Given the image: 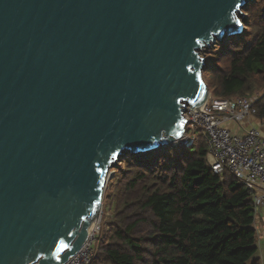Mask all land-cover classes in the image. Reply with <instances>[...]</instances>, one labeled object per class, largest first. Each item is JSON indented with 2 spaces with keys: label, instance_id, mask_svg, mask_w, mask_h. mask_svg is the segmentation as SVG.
I'll return each mask as SVG.
<instances>
[{
  "label": "water",
  "instance_id": "95a60500",
  "mask_svg": "<svg viewBox=\"0 0 264 264\" xmlns=\"http://www.w3.org/2000/svg\"><path fill=\"white\" fill-rule=\"evenodd\" d=\"M252 0H0V264H65L121 154L185 133L209 94L201 46Z\"/></svg>",
  "mask_w": 264,
  "mask_h": 264
},
{
  "label": "trees",
  "instance_id": "16d2710c",
  "mask_svg": "<svg viewBox=\"0 0 264 264\" xmlns=\"http://www.w3.org/2000/svg\"><path fill=\"white\" fill-rule=\"evenodd\" d=\"M244 32L205 53L203 78L215 98L264 87V0L244 8ZM257 120L264 122V98ZM188 148L126 154L113 164L106 215L91 264H259L250 193L215 174L198 130Z\"/></svg>",
  "mask_w": 264,
  "mask_h": 264
},
{
  "label": "built area",
  "instance_id": "2783aa9c",
  "mask_svg": "<svg viewBox=\"0 0 264 264\" xmlns=\"http://www.w3.org/2000/svg\"><path fill=\"white\" fill-rule=\"evenodd\" d=\"M263 98L264 87L236 98H215L209 93L201 107H184L185 133L169 147L193 146L195 140L188 134L187 127L189 124L192 128L198 127L204 135L206 158L212 171L221 179L225 171L232 174L250 193L255 212L264 206V135L256 128L237 134L227 125L242 126L256 116ZM94 240L95 232L65 264H91L96 255Z\"/></svg>",
  "mask_w": 264,
  "mask_h": 264
},
{
  "label": "crops",
  "instance_id": "0c3cea01",
  "mask_svg": "<svg viewBox=\"0 0 264 264\" xmlns=\"http://www.w3.org/2000/svg\"><path fill=\"white\" fill-rule=\"evenodd\" d=\"M229 129L237 134L247 131L251 128H256L260 132L264 133V122L257 120L256 118H250L242 126L234 123L227 125ZM253 228L257 233V253L256 258L259 264H264V206H261L254 214Z\"/></svg>",
  "mask_w": 264,
  "mask_h": 264
},
{
  "label": "rangeland",
  "instance_id": "374dc122",
  "mask_svg": "<svg viewBox=\"0 0 264 264\" xmlns=\"http://www.w3.org/2000/svg\"><path fill=\"white\" fill-rule=\"evenodd\" d=\"M247 17V16H246ZM210 48V46H207V45H203L200 47V49L198 50V53L201 57H204L206 51ZM210 93V92H209ZM187 129L189 130L188 134L190 135L191 138L193 139H196L197 138V135H198V130L199 128L198 127H195V128H192V126L189 124ZM262 133V132H261ZM264 135V133H262ZM126 155V153H123L121 154L120 157ZM118 159L114 162V165H116ZM113 168V167H112ZM112 170V169H111ZM112 173V171H111ZM107 187V186H106ZM106 191V190H105ZM105 195V194H104ZM103 202H104V199H103ZM106 208L104 207V205L102 204V206L100 207L98 213H97V216L94 218L93 221H96V224L94 226L95 230V240H94V244H95V247H96V244H97V241H98V238H99V233L101 231V227L103 225V219H104V216L107 214L106 213ZM96 250V249H95Z\"/></svg>",
  "mask_w": 264,
  "mask_h": 264
},
{
  "label": "bare ground",
  "instance_id": "6f19581e",
  "mask_svg": "<svg viewBox=\"0 0 264 264\" xmlns=\"http://www.w3.org/2000/svg\"><path fill=\"white\" fill-rule=\"evenodd\" d=\"M207 96L208 95H206V97L204 98V100L197 106V107H201L205 102H206V100H207ZM95 224H96V221H93L92 223H91V226L89 227V232H90V235L94 232V230H95V228H94V226H95Z\"/></svg>",
  "mask_w": 264,
  "mask_h": 264
}]
</instances>
